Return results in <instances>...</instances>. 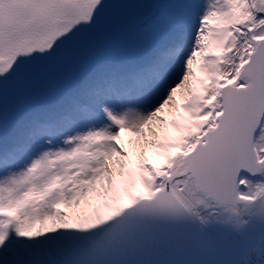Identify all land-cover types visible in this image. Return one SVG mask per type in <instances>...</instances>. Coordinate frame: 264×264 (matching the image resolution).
Segmentation results:
<instances>
[{
  "label": "snow or ice",
  "instance_id": "6c2138e0",
  "mask_svg": "<svg viewBox=\"0 0 264 264\" xmlns=\"http://www.w3.org/2000/svg\"><path fill=\"white\" fill-rule=\"evenodd\" d=\"M0 264H264V0H0Z\"/></svg>",
  "mask_w": 264,
  "mask_h": 264
}]
</instances>
